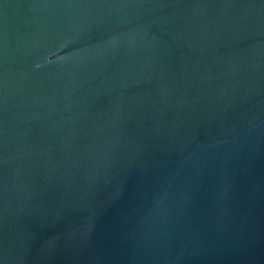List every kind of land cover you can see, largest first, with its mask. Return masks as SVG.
<instances>
[{"label":"water","instance_id":"water-1","mask_svg":"<svg viewBox=\"0 0 264 264\" xmlns=\"http://www.w3.org/2000/svg\"><path fill=\"white\" fill-rule=\"evenodd\" d=\"M0 264H264V0H0Z\"/></svg>","mask_w":264,"mask_h":264}]
</instances>
